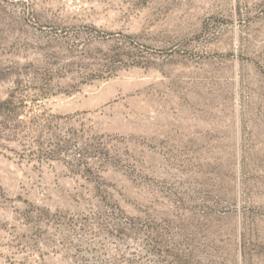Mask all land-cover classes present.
I'll use <instances>...</instances> for the list:
<instances>
[{
	"label": "rangeland",
	"instance_id": "rangeland-1",
	"mask_svg": "<svg viewBox=\"0 0 264 264\" xmlns=\"http://www.w3.org/2000/svg\"><path fill=\"white\" fill-rule=\"evenodd\" d=\"M0 264H264V0H0Z\"/></svg>",
	"mask_w": 264,
	"mask_h": 264
}]
</instances>
